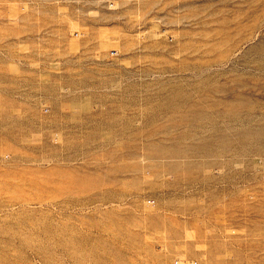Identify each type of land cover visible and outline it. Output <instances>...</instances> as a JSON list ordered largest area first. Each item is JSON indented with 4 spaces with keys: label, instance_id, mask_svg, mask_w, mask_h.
I'll return each instance as SVG.
<instances>
[{
    "label": "rangeland",
    "instance_id": "obj_1",
    "mask_svg": "<svg viewBox=\"0 0 264 264\" xmlns=\"http://www.w3.org/2000/svg\"><path fill=\"white\" fill-rule=\"evenodd\" d=\"M0 264H264V0H0Z\"/></svg>",
    "mask_w": 264,
    "mask_h": 264
},
{
    "label": "built area",
    "instance_id": "obj_2",
    "mask_svg": "<svg viewBox=\"0 0 264 264\" xmlns=\"http://www.w3.org/2000/svg\"><path fill=\"white\" fill-rule=\"evenodd\" d=\"M194 263V262H193Z\"/></svg>",
    "mask_w": 264,
    "mask_h": 264
}]
</instances>
